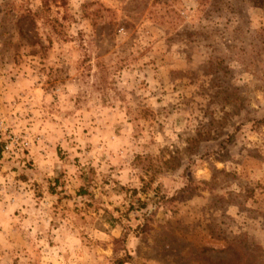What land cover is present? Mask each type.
<instances>
[{"label": "rangeland", "instance_id": "374dc122", "mask_svg": "<svg viewBox=\"0 0 264 264\" xmlns=\"http://www.w3.org/2000/svg\"><path fill=\"white\" fill-rule=\"evenodd\" d=\"M0 119V264H264V0H0Z\"/></svg>", "mask_w": 264, "mask_h": 264}, {"label": "built area", "instance_id": "2783aa9c", "mask_svg": "<svg viewBox=\"0 0 264 264\" xmlns=\"http://www.w3.org/2000/svg\"><path fill=\"white\" fill-rule=\"evenodd\" d=\"M2 138H5V141L0 143L1 153L13 152V149H26L30 145V140L26 136H16L3 119H0V140Z\"/></svg>", "mask_w": 264, "mask_h": 264}, {"label": "clouds", "instance_id": "9594fccd", "mask_svg": "<svg viewBox=\"0 0 264 264\" xmlns=\"http://www.w3.org/2000/svg\"><path fill=\"white\" fill-rule=\"evenodd\" d=\"M6 226H7V223L5 222V227H6ZM45 227H47V225H45ZM56 231L59 232L60 229H57ZM33 232H35V229H33ZM57 239H58V237H57ZM40 244H44V247H45V248L47 247V244L44 243L43 241H41V242H39V243L36 245V248H39ZM6 246L11 247L10 245H6ZM63 250H64L63 248L59 249V251H63ZM56 251H57L56 249H53V250H52L53 255H55V252H56ZM28 254H29V257H31V258L34 259L35 256H36V251H35V249H34V248H29V249H28ZM41 255H42V254H41ZM46 259H48V257L42 255V260H46ZM70 259H71V257H70ZM22 260H23V257H22ZM61 264H63L62 258H61Z\"/></svg>", "mask_w": 264, "mask_h": 264}, {"label": "trees", "instance_id": "16d2710c", "mask_svg": "<svg viewBox=\"0 0 264 264\" xmlns=\"http://www.w3.org/2000/svg\"><path fill=\"white\" fill-rule=\"evenodd\" d=\"M144 190V189H143ZM138 207L137 208H142L146 206V202L145 201H141L140 199H138ZM120 263H122V260H119Z\"/></svg>", "mask_w": 264, "mask_h": 264}]
</instances>
